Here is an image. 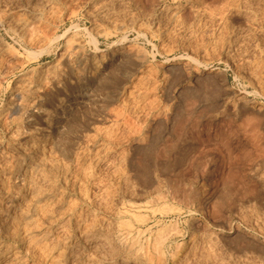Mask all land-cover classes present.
<instances>
[{
	"label": "rangeland",
	"instance_id": "rangeland-1",
	"mask_svg": "<svg viewBox=\"0 0 264 264\" xmlns=\"http://www.w3.org/2000/svg\"><path fill=\"white\" fill-rule=\"evenodd\" d=\"M0 264H264V0H0Z\"/></svg>",
	"mask_w": 264,
	"mask_h": 264
},
{
	"label": "bare ground",
	"instance_id": "bare-ground-1",
	"mask_svg": "<svg viewBox=\"0 0 264 264\" xmlns=\"http://www.w3.org/2000/svg\"><path fill=\"white\" fill-rule=\"evenodd\" d=\"M15 26V25H14ZM44 162V161H43ZM43 164V163H42ZM29 171V170H28ZM30 175V174H29ZM30 182V181H29ZM127 226V225H126Z\"/></svg>",
	"mask_w": 264,
	"mask_h": 264
}]
</instances>
